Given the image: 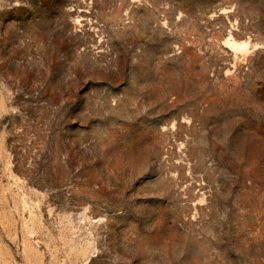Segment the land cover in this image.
<instances>
[{
  "label": "rangeland",
  "instance_id": "rangeland-1",
  "mask_svg": "<svg viewBox=\"0 0 264 264\" xmlns=\"http://www.w3.org/2000/svg\"><path fill=\"white\" fill-rule=\"evenodd\" d=\"M0 264H264V0H0Z\"/></svg>",
  "mask_w": 264,
  "mask_h": 264
},
{
  "label": "bare ground",
  "instance_id": "bare-ground-1",
  "mask_svg": "<svg viewBox=\"0 0 264 264\" xmlns=\"http://www.w3.org/2000/svg\"><path fill=\"white\" fill-rule=\"evenodd\" d=\"M242 47H243L242 45H240V46L232 45L233 49H238V48H242Z\"/></svg>",
  "mask_w": 264,
  "mask_h": 264
}]
</instances>
